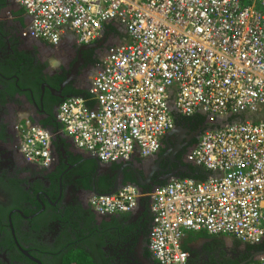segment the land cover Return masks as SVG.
I'll list each match as a JSON object with an SVG mask.
<instances>
[{"label": "built area", "instance_id": "1", "mask_svg": "<svg viewBox=\"0 0 264 264\" xmlns=\"http://www.w3.org/2000/svg\"><path fill=\"white\" fill-rule=\"evenodd\" d=\"M18 3L31 19L22 37L54 47L72 38L82 47L94 45L108 36L109 24L124 30L128 41L109 48L89 97L69 98L58 111L76 148L105 165L130 162L136 152L157 155L175 128V114L246 116L206 130L193 149V167L211 178L172 180L150 197L149 249L158 264L188 263L182 240L189 232L253 246L264 240V0ZM18 129L25 159L49 166V133ZM139 196L125 186L93 196L90 206L101 216L131 213ZM247 264H264V258Z\"/></svg>", "mask_w": 264, "mask_h": 264}, {"label": "flooded vegetation", "instance_id": "2", "mask_svg": "<svg viewBox=\"0 0 264 264\" xmlns=\"http://www.w3.org/2000/svg\"><path fill=\"white\" fill-rule=\"evenodd\" d=\"M13 3L16 4L15 0H0V18ZM119 30L117 38H122L125 32ZM109 35L86 47L63 41L54 47L42 41L47 48L46 58H54L58 64L55 69L47 68L41 55L39 88L35 92L38 107L29 119L32 126L57 130L60 105L78 94L88 93L103 69L109 48L120 40L115 41ZM191 118L182 117L175 124L170 150L161 153V149L150 160L141 161L143 167L139 171L149 197L156 188L185 176L178 174L179 163L193 167L191 153L210 124L207 116L203 122L189 121ZM21 122V117L7 114L0 95V264H63L69 255L78 253L89 257L93 264H145L146 237L134 247L133 234H128L132 239L123 242V236L114 227L116 220L120 224L124 220L122 229L129 233L136 210L122 218L121 214L101 216L90 206L91 198L98 192L97 181L108 176L115 183L119 170L126 164L106 165L98 175L96 168L87 186L83 169L86 160L68 137L54 143L49 166L26 160L21 153L22 136L18 129ZM130 171V168L123 171L126 183L131 177L136 178ZM88 218L93 222H86ZM263 244L264 240L258 246ZM246 257L230 254L216 264H244L251 254ZM208 262L205 256L200 259L191 256L187 264Z\"/></svg>", "mask_w": 264, "mask_h": 264}, {"label": "crops", "instance_id": "3", "mask_svg": "<svg viewBox=\"0 0 264 264\" xmlns=\"http://www.w3.org/2000/svg\"><path fill=\"white\" fill-rule=\"evenodd\" d=\"M15 3L11 7H7L4 15L0 18V95H3L7 114L21 117L23 122L20 125L28 127L32 125L29 119L36 111V107H38L35 86L41 75V72H39L41 55L44 65L51 70L56 68L58 61L54 58H46L48 57V55H45L47 48H44L45 46L41 40L24 39L22 37L23 32L30 26L31 19L25 10L17 4L16 0ZM116 28L120 29L114 24H109L106 26V32L110 33V36L115 40L120 39L121 42H127L128 38L126 35L122 38H117L121 31H116ZM63 42L64 44H71L76 42V40L72 38L70 42L66 40H63ZM90 105L92 106V104ZM59 131L64 133L62 128ZM170 140V136H165L161 140V153H164L167 149L170 150ZM78 153L83 158L84 156H90L80 150H78ZM150 159L143 158L139 152H136L133 162L140 163L142 160L147 161ZM130 172L133 173V171ZM150 199L148 190L143 189V195L139 196V208L136 210V218L133 225L136 232L138 229L137 233L140 235L139 240L141 241L144 240V236L146 237V231L153 226ZM131 213L128 215H131ZM249 246L253 245L242 244L232 237L210 236L204 231L186 233L182 240V248L190 254V257L197 256L200 259L205 256L209 264H216L217 261L224 260L230 254H239L243 257L250 256L255 251H264V249L249 251ZM254 246L258 248V245Z\"/></svg>", "mask_w": 264, "mask_h": 264}, {"label": "water", "instance_id": "4", "mask_svg": "<svg viewBox=\"0 0 264 264\" xmlns=\"http://www.w3.org/2000/svg\"><path fill=\"white\" fill-rule=\"evenodd\" d=\"M171 111H172V113L176 112L174 109H171ZM208 119H209L210 126L207 128V130L215 129L217 127L223 128V127L228 126L229 124H231V122H230L231 118L230 117H228V118H215L213 116H209ZM232 123H234V122H232ZM31 127H34V126L31 125ZM36 128H40V127H36ZM45 131H47L49 133L50 137H51L52 151L55 149V146H54L55 142H57L61 138L62 139H68L67 136L64 133L60 132L59 130H51V131L50 130H45ZM172 134H174V133L171 131L166 136L169 137ZM70 142L73 143L71 140H70ZM84 159H86V160H95L97 162L98 167H97L96 175H98L102 171L103 167L106 166L105 164L100 162V160H98L97 158L92 157V156H84ZM118 163H124L126 165H124L121 168V170H119L111 193L105 194V195L115 194L116 192H118L119 190L124 188L125 186H133V187L138 189V192H139L140 195H143V188L145 186V179L140 174V171H139L143 167V165H142L143 162H140V163L135 162L133 164H130V162H126V163L125 162H118ZM127 168H130L133 171V173H134V175L136 177L134 179L135 181L133 180L134 182L133 181H130V182H127V183L125 182V180H124L125 176L123 177V171L125 169H127ZM178 172H179L178 174H184L185 176H188L190 178L203 176V177H205L207 179V178H211L212 177V174L208 173L207 171H205L202 168H192V167H190L187 164H181V163H179ZM178 174L176 173V175H178ZM176 180H178V179H176ZM170 182L171 181H169V183ZM159 188L160 187L156 188L155 192ZM95 195H100V193L95 191ZM260 258H264V251L252 252L251 258L249 259V262H247V263H251L253 261H257ZM247 263H244V264H247ZM145 264H157V263L155 262V260L147 259V260H145Z\"/></svg>", "mask_w": 264, "mask_h": 264}, {"label": "trees", "instance_id": "5", "mask_svg": "<svg viewBox=\"0 0 264 264\" xmlns=\"http://www.w3.org/2000/svg\"><path fill=\"white\" fill-rule=\"evenodd\" d=\"M37 88H39V85L37 84L35 86V90H37ZM79 97H83V98H88L89 97V93H86V94H78L76 95L75 97L73 98H79ZM205 117L201 116V115H195L194 117H192L189 121H198V122H203L205 121ZM174 120H175V123H178L180 120H182V117L181 116H178V115H175L174 116ZM246 120V116L242 115V116H237V117H233L230 119V122H243ZM61 125H59V127L57 128V130H60L61 129ZM83 169H85V173L84 175L86 176V180H85V183L87 186H89V184L91 183L92 181V178H93V175L96 171V168H97V164L94 160H87L85 161V163H83ZM194 168V167H192ZM187 178H190L188 176H184L181 178V180H184V179H187ZM195 180H199V181H203L205 180L206 178L203 177V176H198V177H195L194 178ZM131 181H133L134 179L131 177L130 179ZM113 186H114V183H113V180L109 179L108 176H103L102 178H100L98 181H97V187H98V192L100 193V195L102 194H109L111 193L112 189H113ZM128 214L129 213H124V214H121L122 218L123 217H128ZM152 215V214H151ZM152 218H153V215H152ZM89 221L87 220L86 222L88 223H91L93 222V219L91 218H88ZM124 220L122 221V223L120 224L118 220H116V223L114 224L115 228L118 230L119 235H121L122 238H124L122 241L123 242H127L129 240H126L127 239H132L129 237L128 234H133V238H134V247L139 243V237L140 235L137 233L138 232V229H137V232H136V229H134V227H129V233H127L126 230H123L122 228V224H123ZM153 222V221H152ZM136 228V227H135ZM120 229V230H119ZM150 232L151 230L148 229L146 231V243H147V248H146V256L148 259H152L154 260V257L149 249V244H150ZM253 249H258V250H263L264 249V244L261 245V246H258L255 247V246H249V251L250 250H253ZM245 259H247L246 256H244ZM63 264H93L92 260L87 257L86 255L84 254H81V253H78V254H74V255H69L67 258H65Z\"/></svg>", "mask_w": 264, "mask_h": 264}, {"label": "clouds", "instance_id": "6", "mask_svg": "<svg viewBox=\"0 0 264 264\" xmlns=\"http://www.w3.org/2000/svg\"><path fill=\"white\" fill-rule=\"evenodd\" d=\"M156 262V261H155ZM157 263V262H156ZM158 264V263H157Z\"/></svg>", "mask_w": 264, "mask_h": 264}]
</instances>
